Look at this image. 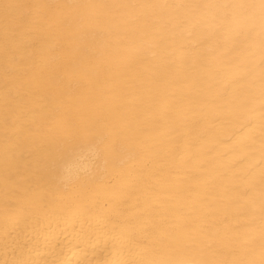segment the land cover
I'll return each instance as SVG.
<instances>
[{"label":"bare ground","instance_id":"bare-ground-1","mask_svg":"<svg viewBox=\"0 0 264 264\" xmlns=\"http://www.w3.org/2000/svg\"><path fill=\"white\" fill-rule=\"evenodd\" d=\"M0 264H264V0H0Z\"/></svg>","mask_w":264,"mask_h":264}]
</instances>
